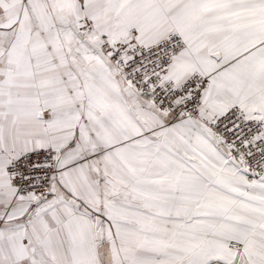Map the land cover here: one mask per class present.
I'll return each instance as SVG.
<instances>
[{
	"label": "snow or ice",
	"instance_id": "6c2138e0",
	"mask_svg": "<svg viewBox=\"0 0 264 264\" xmlns=\"http://www.w3.org/2000/svg\"><path fill=\"white\" fill-rule=\"evenodd\" d=\"M0 264H264V0H0Z\"/></svg>",
	"mask_w": 264,
	"mask_h": 264
}]
</instances>
